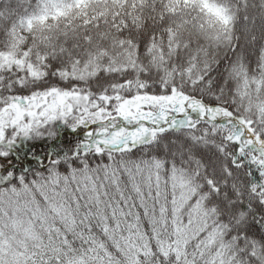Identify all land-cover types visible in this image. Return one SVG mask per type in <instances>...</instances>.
Here are the masks:
<instances>
[{
	"label": "snow or ice",
	"instance_id": "6c2138e0",
	"mask_svg": "<svg viewBox=\"0 0 264 264\" xmlns=\"http://www.w3.org/2000/svg\"><path fill=\"white\" fill-rule=\"evenodd\" d=\"M0 264H264V0H0Z\"/></svg>",
	"mask_w": 264,
	"mask_h": 264
}]
</instances>
